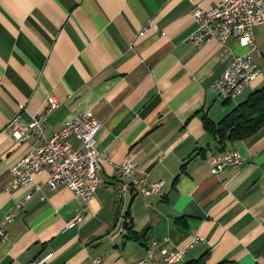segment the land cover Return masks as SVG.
<instances>
[{"label":"crops","instance_id":"crops-1","mask_svg":"<svg viewBox=\"0 0 264 264\" xmlns=\"http://www.w3.org/2000/svg\"><path fill=\"white\" fill-rule=\"evenodd\" d=\"M218 1L0 0V264H134L150 240L159 259V248H183L194 237L182 261L206 252L205 264H264V123L227 141L224 151L236 150L240 163L211 174L210 159L223 149L201 120L216 122L264 85V26L252 27L255 49L233 38L192 45L190 7ZM245 52L258 72L223 102L212 84ZM49 95L57 107L45 116V136L81 111L101 124L94 149L108 160L84 210L65 185L42 184L46 167L28 184L8 186V168L40 145L31 134L15 139L8 124L21 131ZM123 160L134 177L161 181L158 192L118 195Z\"/></svg>","mask_w":264,"mask_h":264},{"label":"built area","instance_id":"built-area-1","mask_svg":"<svg viewBox=\"0 0 264 264\" xmlns=\"http://www.w3.org/2000/svg\"><path fill=\"white\" fill-rule=\"evenodd\" d=\"M189 14L195 23L194 30L188 36L192 45L199 46L210 39L222 43L228 38H233L237 43L255 49L252 27L257 24L264 26V0H219L208 9L193 4ZM147 27L148 25L143 26L137 34L141 35ZM257 72L249 52L236 54L223 67L212 88L220 98L230 99L239 94ZM45 100L43 114L31 116L21 131L14 120L8 124L7 130L15 139H24L31 134L40 140V145L29 149L8 168V186L14 188L26 185L31 182L33 174L46 167L48 175L42 184L50 189L57 184L65 185L73 197L80 201L81 210H84L99 184L97 177L99 163L108 160L105 152L94 149V137L101 125L100 121L90 110L81 111L65 119L56 132L45 136L43 133L45 116L57 107L53 96L49 95ZM71 139L77 142L76 146H72ZM240 160L241 157L236 150H225L211 157L209 171L215 174L225 167L239 164ZM115 173L120 179L116 186L118 195L129 190L149 195L158 192L161 186V181L148 180L144 174L134 177L132 165L126 160L116 164ZM39 187L40 184H36L34 189ZM10 218V215L6 216V220ZM78 220L79 215L75 218V221ZM72 224L70 222L68 226ZM5 237V233L0 229V238ZM198 240L194 237L187 246L170 251L159 248V259L153 256L156 241L150 240L134 264H174L178 257H182L184 251ZM93 262L97 263L98 260L94 259ZM29 264L39 262L31 261Z\"/></svg>","mask_w":264,"mask_h":264},{"label":"trees","instance_id":"trees-1","mask_svg":"<svg viewBox=\"0 0 264 264\" xmlns=\"http://www.w3.org/2000/svg\"><path fill=\"white\" fill-rule=\"evenodd\" d=\"M228 98L222 100L226 102ZM229 100V99H228ZM203 128L219 146L223 149L227 141L239 140L250 136L264 123V85L251 93L245 99L239 101L225 114H223L216 122H213L206 115L201 116ZM222 151V152H223ZM197 155L190 154L188 159ZM184 168V163L180 165V171ZM178 173L175 175L176 179ZM130 225L128 220L125 225ZM131 231V229H130ZM133 232V231H131ZM134 236V235H133ZM136 237V236H134ZM206 252L201 253L195 258L182 261V257L174 264H205ZM213 264H239L234 260L220 259Z\"/></svg>","mask_w":264,"mask_h":264},{"label":"bare ground","instance_id":"bare-ground-1","mask_svg":"<svg viewBox=\"0 0 264 264\" xmlns=\"http://www.w3.org/2000/svg\"><path fill=\"white\" fill-rule=\"evenodd\" d=\"M181 257H178V260L180 259Z\"/></svg>","mask_w":264,"mask_h":264}]
</instances>
